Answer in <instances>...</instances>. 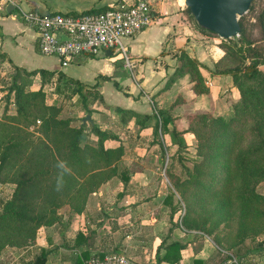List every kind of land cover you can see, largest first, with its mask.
Instances as JSON below:
<instances>
[{
	"label": "crops",
	"instance_id": "1",
	"mask_svg": "<svg viewBox=\"0 0 264 264\" xmlns=\"http://www.w3.org/2000/svg\"><path fill=\"white\" fill-rule=\"evenodd\" d=\"M17 1L24 8L77 13L128 4L132 0ZM185 7L179 0L152 1L154 20L124 38L135 59L133 68L108 54L77 55L62 65L58 56L38 50L35 29L15 9L7 12V8L0 7V47L11 61L26 69L53 70L55 81L72 78L93 90L91 102L96 101L98 106L97 109L88 106L94 112L89 113L88 121L117 134V138L107 139L106 144L121 143L124 149L117 175L89 193L82 211H71L64 204L59 208L61 219L42 225L34 243L21 247L7 245L1 249L0 264H31L42 249L46 254L43 264H78L79 259L84 263L91 254L103 255L109 250L125 252L137 264H217L221 260L242 264L231 253V257H226V248L213 235L183 224L184 203L166 171L168 167L175 176L185 175L182 165L173 159L177 144L170 132L162 128L158 110L172 117L167 123L168 129L174 125L183 130L187 127L188 113L223 112L219 110L222 99H215L222 91L221 86L231 91L232 99L239 96L229 73L211 71L215 58L204 48L201 32L188 20ZM185 16L187 21L183 19ZM175 48L184 49L199 61L207 91H195L188 72L166 85L178 66ZM182 80L188 82L185 91L176 89ZM115 106L138 114H122ZM183 135L186 148L195 152L194 135L189 131ZM164 158L166 162L162 161ZM123 173L129 175L126 180L121 178ZM78 232L81 236H77ZM174 240L184 244L179 260H158L157 250L161 256L166 245ZM261 246L250 247L244 264H264V241ZM83 252H87L86 257Z\"/></svg>",
	"mask_w": 264,
	"mask_h": 264
},
{
	"label": "trees",
	"instance_id": "2",
	"mask_svg": "<svg viewBox=\"0 0 264 264\" xmlns=\"http://www.w3.org/2000/svg\"><path fill=\"white\" fill-rule=\"evenodd\" d=\"M253 6L251 2L249 10ZM184 10L192 24L202 31L215 34L196 24L188 7ZM239 24L238 36L224 39L233 44H220L237 61L217 70L229 73L232 84L239 91L238 98L231 103L232 114L225 117L210 111L188 113L187 127L178 130L174 125L168 129L167 123L172 121V117L158 110L162 128L170 132L173 142L177 144L173 159L182 165L185 173L184 176H175L166 168L184 203L182 222L185 226L213 234L220 246H223V242L214 236L213 231L233 214L240 220L239 239L248 232L256 234L264 230V224L260 222L251 226L244 223L248 217L255 220L264 218V209L258 206L264 202V194L256 189L257 183L264 179V69L260 67L264 63V45L256 44L257 40L248 34L242 15ZM262 31L264 34V24ZM177 55L181 62L170 74L166 85L189 71L194 90L207 91L199 61L184 49ZM0 58L7 59L15 68L6 94L9 99L12 93L15 114L7 115L9 120L0 118V182L14 184L0 209L1 250L7 245L21 247L34 243L42 225H50L61 219L59 208L64 204H68L71 211H82L89 193L106 179L117 175L124 149L121 143L108 146L106 140L117 138V134L101 129L90 121L89 131L94 133L96 139L86 138L85 121L80 119L79 124H73L71 117L60 115L61 104L46 102L43 83L45 79L52 78L53 70L43 67L26 69L13 63L1 47ZM22 71L29 75L39 74L40 86L31 88L21 81ZM60 82L58 78L56 87ZM63 82L76 85L74 92L82 94L84 87L79 80L68 78ZM114 84L118 85L116 81ZM115 108L128 116L138 114L119 106ZM31 126L35 128L30 129ZM185 131L191 132L196 140L195 155L189 157L191 165L185 162L184 158L188 157L182 151L187 146L183 135ZM243 132H247L248 137L244 144L239 145L244 137ZM61 161L65 163L63 169L58 167ZM128 176L121 174L123 180ZM58 180L65 182L60 191H56ZM216 186L222 188L221 191ZM205 199H210L213 207L197 216L200 211L194 204L206 207ZM77 236H81V233L78 232ZM183 245L178 240L171 241L161 256L157 250V259L168 262L179 260ZM261 245L262 242H258L256 249ZM249 249L246 246L230 252L226 247L225 256L231 257L232 254L244 264ZM45 256L42 249L31 264H43ZM86 256L87 252H83V257ZM78 264L84 263L79 259Z\"/></svg>",
	"mask_w": 264,
	"mask_h": 264
},
{
	"label": "built area",
	"instance_id": "3",
	"mask_svg": "<svg viewBox=\"0 0 264 264\" xmlns=\"http://www.w3.org/2000/svg\"><path fill=\"white\" fill-rule=\"evenodd\" d=\"M152 0H132L128 4L77 13L24 8L17 0H0V7L13 10L36 31V45L43 54L56 55L62 65L77 55H111L128 68L135 66L129 44L124 41L148 26L155 18ZM12 11V10H11ZM224 261L221 264H229ZM84 264H137L125 252L109 250L91 254Z\"/></svg>",
	"mask_w": 264,
	"mask_h": 264
},
{
	"label": "rangeland",
	"instance_id": "4",
	"mask_svg": "<svg viewBox=\"0 0 264 264\" xmlns=\"http://www.w3.org/2000/svg\"><path fill=\"white\" fill-rule=\"evenodd\" d=\"M153 1V0H152ZM184 5V0H179ZM253 2V8L249 10L247 9L246 12L242 14L245 27L247 29L248 34H251L252 38L256 39V44H259L260 46L264 45V34L262 31V25L264 24V0H251ZM250 2V3H251ZM152 4V3H151ZM188 20L191 22L189 17H187ZM186 16L183 17L185 21H187ZM195 20V19H194ZM196 22V21H195ZM197 24V22H196ZM196 26V25H195ZM197 27V26H196ZM198 28V27H197ZM199 29V28H198ZM200 30V29H199ZM200 36L202 38V43L204 48H208L209 54H213L215 58L214 66L211 71L215 72L225 66H228L230 64H234L237 59L235 56H233L228 49L226 51L220 46V44H228L232 45V42L226 41L220 37L218 34H213L207 31L200 30ZM238 36H232L228 38H236ZM176 52L179 53L181 49H176ZM113 54L112 56H114ZM116 56V55H115ZM179 57V56H178ZM181 60L178 59V65L180 64ZM261 68L264 69V63L260 65ZM14 67L9 63L7 59L0 58V118L2 120H9V117L7 115L15 114V108L12 103V93L9 95V99H7V86L11 80V75L14 72ZM188 76H190L188 71ZM210 75H212L210 73ZM21 81L28 84L31 88H37L40 86L41 78L39 77V74L35 75H29L25 71H22ZM56 82L54 78H47L44 80L43 88L45 90V100L48 103H58L61 104L62 109L60 112V115L63 117H71L73 124H79L82 120L83 116L87 113H94L92 112V109H97L98 103L96 101L91 102L92 92L91 89H88L84 87L82 89V94L75 93L74 90L76 88V85L74 84H65L63 81H61V84L59 87H56ZM232 82V80H231ZM186 80L180 81L177 85V90L186 89L187 86ZM233 85V84H232ZM230 86V85H229ZM89 90V91H88ZM221 90L215 99H222V105H220L219 110H222V113H219L225 117H228L232 114V97H231V91L225 86H221ZM180 96V95H179ZM178 98V97H177ZM6 106V107H5ZM92 109L90 110L89 107ZM229 107V108H228ZM4 109L6 111H4ZM88 109L90 112H88ZM224 111H228L225 113ZM81 119V120H80ZM86 126H85V132L88 133V136L86 138L95 140L96 137L93 132L89 131V122L88 120H85ZM180 124V122H179ZM35 128L34 126H31L30 129ZM244 137L240 139L239 145L244 144L248 133L243 132ZM83 142V140H82ZM184 156H187L188 158H184L185 162H187L189 165H191V159L189 157H193L195 155L194 151L189 148H185L182 150ZM162 161L166 162L167 160L164 158ZM170 161V160H168ZM11 185V182H1L0 183V209H1V203L4 199H6L13 187ZM219 191H221L222 188L216 186ZM257 191H259L261 194H264V179L259 181L256 185ZM206 201V207H200L198 204H194L195 208H197L198 213L197 216H200L201 214H204L206 212V209H211L213 207V202L210 199H205ZM200 204V203H199ZM201 205V204H200ZM262 209H264V202H260L258 204ZM206 210V211H205ZM257 222H260L261 224H264V218H258V220L252 219L250 217L246 218L245 222L247 226H251L254 224H257ZM239 223L240 220H238V216L236 214H233L232 217H230L226 222H221L217 225V227L214 229V236L220 239V241L223 242L224 248L227 247L228 251L233 252L236 248H245L251 247L256 245L258 242L264 241V230L261 232H257L256 234L252 232H248L247 234H244L245 236L239 239L238 233L239 230ZM250 231V230H249ZM213 235V234H210ZM242 239V240H241ZM229 246V247H228ZM35 248V247H33Z\"/></svg>",
	"mask_w": 264,
	"mask_h": 264
},
{
	"label": "water",
	"instance_id": "5",
	"mask_svg": "<svg viewBox=\"0 0 264 264\" xmlns=\"http://www.w3.org/2000/svg\"><path fill=\"white\" fill-rule=\"evenodd\" d=\"M251 0H184L198 25L209 29L222 38L232 37L240 31L239 17L247 11ZM13 5L9 4L7 12ZM110 55L111 50L106 49ZM89 113L82 118L90 120Z\"/></svg>",
	"mask_w": 264,
	"mask_h": 264
},
{
	"label": "clouds",
	"instance_id": "6",
	"mask_svg": "<svg viewBox=\"0 0 264 264\" xmlns=\"http://www.w3.org/2000/svg\"><path fill=\"white\" fill-rule=\"evenodd\" d=\"M58 167H60V168L63 169V168L65 167V163L62 162V161L59 162ZM64 183H65V182H62V181L58 180V182H57V184H56V191H60V190L63 188Z\"/></svg>",
	"mask_w": 264,
	"mask_h": 264
}]
</instances>
